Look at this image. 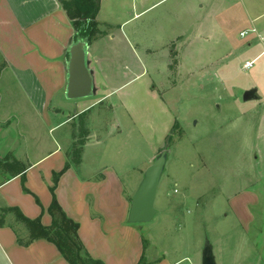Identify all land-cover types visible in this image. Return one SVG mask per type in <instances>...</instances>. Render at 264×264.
<instances>
[{
	"label": "rangeland",
	"instance_id": "1",
	"mask_svg": "<svg viewBox=\"0 0 264 264\" xmlns=\"http://www.w3.org/2000/svg\"><path fill=\"white\" fill-rule=\"evenodd\" d=\"M174 2L169 0L154 11L159 14V22L155 24L137 17L122 27V32L133 37L140 49L143 37V43L152 41L148 34L156 31L157 23L160 39L168 41L173 33L186 35L185 42L178 44L182 47L181 58L174 51L167 69L159 66L160 71L150 70L149 77L153 80L150 87L156 84L157 97L147 95L145 86L151 81L143 77L113 93L109 101L97 107L98 113L93 117H78L52 136L62 144L70 165L77 167L83 163L80 170L86 174L98 169L101 163L96 156L103 151L101 147L89 149L88 139L92 134L107 139V126L118 125L119 132L115 128L113 140L105 139L103 147L109 144L116 168L125 169L123 179L130 187L129 203L145 170L166 150L167 162L157 190L153 220L141 224L129 222L141 228L144 261L166 257L176 264H202L204 248L209 244L216 264H264V194L258 204L251 206L254 221L247 228L241 226L231 207L232 198L244 190L264 191V185L256 182L252 152L259 101H243V93L251 89L264 101V34L260 30L264 16L257 20L253 16L254 11L264 13V3L255 10L247 1L233 0L228 10L219 14L222 6L208 5L214 11L212 17L207 12L209 8L196 7L194 18L188 20L183 15L184 19L177 22L169 14ZM144 3L102 1L101 20L112 24L103 25V30L118 33L119 26L134 16L133 12L139 13ZM251 8L248 14L246 9ZM211 24L212 28L219 25L221 29H213L211 45L202 54L209 66L201 80L184 73L191 70L193 59L199 54L187 40L193 29ZM242 32L246 34L241 36ZM103 44L98 41L101 52ZM118 48L123 60L120 58L116 64V73L122 79L124 62L132 65L134 71L140 67L124 43ZM246 62L252 63L250 68H243ZM179 63L186 71L179 69ZM1 76L0 128L10 125L24 132L21 150L31 149L34 155L47 151L50 147L42 128L46 127L45 122L35 117L0 58ZM60 102L66 107L70 101L60 94L52 108L60 107ZM29 128L35 129L29 137L37 138L38 149L31 138L28 140ZM84 153L88 158L85 162ZM9 222L20 230L24 228L20 222L15 223L13 215L9 216Z\"/></svg>",
	"mask_w": 264,
	"mask_h": 264
},
{
	"label": "crops",
	"instance_id": "2",
	"mask_svg": "<svg viewBox=\"0 0 264 264\" xmlns=\"http://www.w3.org/2000/svg\"><path fill=\"white\" fill-rule=\"evenodd\" d=\"M102 1L107 0H100L97 15L100 33L87 43L85 49L87 67L93 80V94L87 98L69 100L66 107L60 102V107L52 108L58 95L66 96L68 53L70 46L74 44V29L70 19L61 7L60 0H0V58L22 90L24 98L30 103L36 115L34 116L41 123L45 122L46 127L42 126L43 133L50 147L47 151L34 155L31 149L19 148L24 133L20 128L10 125L0 128V208L16 207L29 219L39 218L44 227H49L52 223L48 208L52 201L50 188L53 186V176L61 172L68 163L62 144L52 135L78 117H93L94 113H98L97 107L109 101L113 93L133 81L149 77L150 70L160 71L159 66L167 69L174 51L181 58L182 47H178V44L186 39V35L182 33H173L168 41L160 39V25L157 23L156 31L147 35L152 41L143 43V37L140 49L133 37L122 32V27L137 17L145 18L154 24L155 21L159 22V14L154 11L169 0H137L140 3L144 1L145 5L139 13L133 12L134 16L119 26L118 33H113V29L103 30V25L112 24L101 20ZM232 1L175 0L170 6L169 14H172V18L177 22L182 21L184 17L191 20L195 17L196 7L206 9L208 5L222 6L217 11L219 14L227 11V6ZM237 1H247L255 10L262 1L264 3V0ZM250 10L252 8L246 9V12L249 14ZM207 12L211 17L214 14L212 9H207ZM254 12V20L264 16V13ZM212 27V24L204 25L203 28L200 26L188 35L187 44H191L192 50L199 53L198 58L193 59L191 70L184 72L186 70L183 64L179 63V69L182 68L188 76L199 77L201 80L205 78L203 71L205 72L209 64L202 54L205 53L206 46L211 45L213 29L218 30L220 26ZM260 30L264 34V24ZM99 40L104 43L102 52L97 48ZM110 42L115 46L110 47ZM122 43L131 51L140 70L134 71L132 65L124 62L125 66H121L124 72L121 73L120 79L116 73V64L120 63V58L123 60V57L116 49H119ZM110 49H114L113 53H110ZM1 78L2 76L0 83ZM150 81L145 86L146 93L156 98V84L150 87L153 80L150 78ZM258 101V123L252 152L256 182L264 185V101ZM127 113L129 115L128 111ZM115 128L117 130L118 125L107 126V139L96 137L95 134L88 139L89 149L103 148L102 153L96 156L101 163L98 169L82 174L80 166L83 163L77 167L70 165L60 176L55 195L65 214L79 225L78 236L92 258L101 260L104 264H138L141 257H144V242L141 228L129 224L130 203L127 190L130 187L123 179L125 169L116 168L117 162L113 161L109 144L103 147L106 140H113ZM32 130L35 129L29 128L27 131L28 140L31 138L34 148L38 149L40 144L38 145L37 138L34 135L29 137ZM87 160L85 156L83 162ZM138 184L136 183V188ZM24 187L29 193L24 192ZM257 192L244 190L231 200L232 211L237 215L242 227L247 228L254 221L250 208L258 204L260 196L264 194V191ZM145 262L176 264L169 262L166 257ZM0 264L69 263L57 248L46 240L34 241L27 247L19 245L14 230L5 225L0 227Z\"/></svg>",
	"mask_w": 264,
	"mask_h": 264
},
{
	"label": "trees",
	"instance_id": "3",
	"mask_svg": "<svg viewBox=\"0 0 264 264\" xmlns=\"http://www.w3.org/2000/svg\"><path fill=\"white\" fill-rule=\"evenodd\" d=\"M60 4L74 29V44L79 42L87 44L100 33L97 20L100 0H60ZM69 167L70 163L68 162L61 172L55 173L53 176V186L50 188L52 201L48 208L52 223L49 227H44L39 218L32 220L25 217L16 207L0 208V227L10 226L16 234L18 244L24 247L37 240H46L52 243L69 264H104L103 261L94 259L88 254L78 236L79 225L65 214L56 199L55 189L58 180ZM22 183L24 184V178H22ZM23 190L25 193H29L25 187ZM10 215L14 216L15 223L18 221L24 226L22 230L7 221ZM138 264H146L143 256Z\"/></svg>",
	"mask_w": 264,
	"mask_h": 264
},
{
	"label": "water",
	"instance_id": "4",
	"mask_svg": "<svg viewBox=\"0 0 264 264\" xmlns=\"http://www.w3.org/2000/svg\"><path fill=\"white\" fill-rule=\"evenodd\" d=\"M86 43L72 44L69 49L66 97L69 100L87 98L93 94V80L86 63ZM254 89L243 93V101L258 100ZM164 147V145H163ZM167 152L162 150L145 170L135 193L132 196L128 220L131 224L149 223L153 220L158 186L165 170ZM202 264H216L212 248L207 244L203 251Z\"/></svg>",
	"mask_w": 264,
	"mask_h": 264
},
{
	"label": "built area",
	"instance_id": "5",
	"mask_svg": "<svg viewBox=\"0 0 264 264\" xmlns=\"http://www.w3.org/2000/svg\"><path fill=\"white\" fill-rule=\"evenodd\" d=\"M254 32H255V31H254ZM245 34H246V32H242V33H241V36H244ZM251 65H252L251 62H246V63L244 64V68H250Z\"/></svg>",
	"mask_w": 264,
	"mask_h": 264
}]
</instances>
